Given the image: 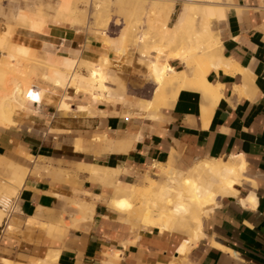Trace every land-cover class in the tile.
<instances>
[{"label": "crops", "instance_id": "obj_1", "mask_svg": "<svg viewBox=\"0 0 264 264\" xmlns=\"http://www.w3.org/2000/svg\"><path fill=\"white\" fill-rule=\"evenodd\" d=\"M172 2L171 26L187 3L201 9L214 2L212 6L224 10L223 16H208L206 22L233 65L206 74L207 82L221 86L207 121L202 119L201 94L196 89L182 88L172 106L152 107L144 115L128 102L115 103L116 87L110 77L112 88L104 99L92 101L88 93L75 89L88 99L70 98V111L35 101L31 111L16 116L18 125L0 127V153L28 168L14 198L16 211L4 231L0 228V248L18 256L42 254L40 259L52 251L49 254L55 259L50 264H264V0H183L175 18L180 0ZM222 21L219 34L215 24ZM59 25L47 23L43 32L19 27L13 34L27 44L23 46L55 64L63 60L57 53L110 54V46L101 39ZM168 62L175 67L180 61L170 58ZM77 105L89 109L79 110ZM99 135L111 142L107 148L92 146ZM79 140L82 149L75 146ZM125 141L128 144L122 145ZM230 154L243 157L251 181L244 192L253 194L255 205L221 198L203 219L204 236L195 243H182L186 236L179 231L144 226L132 231L106 204L114 182L130 187L155 163L170 160L184 167L197 159ZM93 164L107 167L106 176L94 177L86 168ZM76 205L92 208V215L82 217ZM16 230L20 232L7 233ZM114 251L121 257H113ZM0 257L25 264L6 254Z\"/></svg>", "mask_w": 264, "mask_h": 264}, {"label": "bare ground", "instance_id": "obj_2", "mask_svg": "<svg viewBox=\"0 0 264 264\" xmlns=\"http://www.w3.org/2000/svg\"><path fill=\"white\" fill-rule=\"evenodd\" d=\"M116 1H86V5L93 8L91 16L95 18L97 25L100 23L101 17L106 16L110 12L109 7H111V4L109 3H115ZM155 1L160 2L155 5L162 15V19L155 24L149 23L146 26L157 35L159 39L158 44L150 36H146L148 34L147 31V33L144 32V36H138L139 33L135 35L133 34L134 32H131V34L127 33L125 36L119 37L116 33L111 34L103 28L104 30L100 31L104 40L103 43L112 47L109 56L106 57H99L82 51L77 58L57 53L63 56V60L60 59L62 61L60 65L59 63L58 65L53 63L54 61L50 62L47 58L39 60L32 57L29 49L23 45H14L10 49L9 37L13 29L9 25L10 28H2L5 30L1 31L0 34V116L17 121L15 116L20 115L23 111L21 106L22 99L39 102L42 100H45V102L46 100L53 101L54 92L38 86L33 81V68H39L44 78L55 85L65 83L67 87L88 93L92 101L99 100L104 96L105 92L112 88L108 81L110 72L108 73L107 69L115 65L113 60L120 56L123 44L128 41L130 43L129 49L135 48L139 62H142L144 59L148 61L147 58H149L151 49H153L151 46L155 44V46H158L156 56L149 59L146 64L152 82L155 83V88L153 89L152 98L146 102L142 111L147 113L153 106L170 107L182 88H192L198 90L201 94V115L202 119L206 122L221 93V86L219 84L212 85L207 82L206 74L212 68L218 69L221 67L229 69L233 65L231 59L223 55L220 40L212 37L209 33V26L206 22L208 16H223L224 10L220 7L212 6L214 2L209 6L212 3L210 1L211 3L208 5L209 0L208 6L205 5L201 9L194 7V4L187 5V3L184 5V3L181 14L174 25L171 26L168 23V10L166 11L163 3L174 0H153V2ZM77 4L78 0H61L53 15L54 19L71 27L84 23ZM196 12L200 14L198 16L199 22H196L198 28H196L192 18ZM139 13H142V6H139ZM45 17L33 11L18 9L14 19L19 27L22 26L31 32H43L46 25ZM181 29L184 30V34ZM181 37L185 38V44L175 49L173 45ZM161 46L165 49L159 50ZM44 52L46 54L56 53L51 51ZM198 55L199 59L194 60V56ZM170 58L183 59L181 63H183L185 69L178 70L170 65L168 62ZM78 66H82L86 72L78 71ZM188 70H191V74L189 75L187 74ZM243 89L240 88V90ZM11 95L15 96V101L9 100ZM69 99L70 93L64 92L61 94L57 100V111L72 110ZM76 108L82 110L86 107L77 105ZM94 140L98 141V143L99 141L104 142V146L106 147L107 144L111 143L107 141L105 136L95 138ZM124 144L128 143H122V145ZM75 146L78 149L83 148L80 140L77 141ZM125 146L128 147V145ZM0 161L4 164L3 177H0V225L3 224L2 230L4 231L8 217L2 223L3 210L11 198L17 195L24 177L28 173V168L2 156H0ZM167 163L169 162L167 161ZM167 163L158 162L153 165L154 168L156 167L153 171L155 174L167 172L166 180L162 185L156 187V179L149 176L148 172L150 169L147 168V172L143 176V184H133L130 187H123L114 182L112 184L113 191L109 198L110 200L106 204L120 216L133 211V200L139 199L143 207V212L138 223L140 227L144 226L149 229L156 227L161 231H175L177 228H184L186 238L182 243L186 241L195 243L200 237L204 236L202 216L211 212L221 198L234 199L241 206L253 207L255 205L253 194H243L240 190L243 180L246 178V165L240 154H230L225 158L220 157L214 160L200 159L187 172L173 171ZM86 168L94 176L102 175L108 171L107 167L97 164L87 166ZM112 172L113 174H118L117 169H113ZM76 206L82 217L92 215V208L80 205ZM151 210H156L157 213L153 214ZM118 254L114 251L113 257H116ZM53 259H55V255L46 254L45 258L39 260V262L40 264H50ZM168 264L179 263L170 262Z\"/></svg>", "mask_w": 264, "mask_h": 264}, {"label": "rangeland", "instance_id": "obj_3", "mask_svg": "<svg viewBox=\"0 0 264 264\" xmlns=\"http://www.w3.org/2000/svg\"><path fill=\"white\" fill-rule=\"evenodd\" d=\"M60 1L61 0H0V34H1V31L3 32L5 30L2 28L7 29V28H10L9 26H11L13 29L11 31V36L9 37L10 49L13 48L14 45H27L23 42H19L13 34L15 29L19 28V25L17 26L16 21L14 19L15 14L17 13L18 9H25V10L33 11L35 13H39V14L46 16L45 17L46 18V24L47 23H52V24L58 23V24H60L59 26L62 27L63 29L78 30L80 32L93 35L94 37L99 39V42L101 39L103 45H105V44L103 43L104 40H103V37H102L101 32H100L103 28L111 34L116 33L119 37L125 36L127 33L131 34V32H134L133 34H135V35H138V33H139L138 36H140V35L144 36L145 35L144 32L147 31L148 34H146V36H148V37L150 36L151 39H153L156 44H158V42H159L157 35H155V33L152 32V29L147 27L149 23L155 24L162 19V15L159 13V11L157 10L156 5H155V4L160 3L158 1L153 2V0H117L115 3L110 2L109 3V4H111L110 5L111 7H109L110 12H108V14L106 16L101 17V19L99 20V22L101 24L98 23V25H97V23L95 22V18L93 16H91L93 13L92 12L93 8L88 7L86 5L87 0H78L77 6L80 10V13L82 14V17L84 19V23H81L75 27H70V25L59 22V21L54 19L53 15L55 14L56 8L58 7V4ZM182 3H183V0H180V3L176 6V10H175V13L173 15V18L176 17V14H177L180 6L182 5ZM163 5L166 7V11L168 10L167 15L169 14L168 15V19H169L171 12L173 10V7H174V2H171V3L170 2H164ZM139 6H142V13H139ZM194 14H195L194 17L192 16V18L195 22L196 17L198 16V13L196 12ZM173 20L174 19H172L171 22ZM222 24H223V21L215 24V30L217 32H219V34H220ZM6 26H8V27H6ZM181 39H182V42H181ZM181 39H179V41L177 40L175 45H173V47L175 49L178 48L179 46H182V44H185V40H184L185 38L183 39L181 37ZM183 40H184V42H183ZM155 45L151 46V48H153V49H151V53L149 54V58H147L148 61H149V59L154 58L156 56V53L158 51L157 50L158 46H155ZM108 46H110V49L112 48L111 45H108ZM129 47H130V43L128 41H126L122 46V53L120 54V56H118L116 59L113 60L115 65H113L109 69H107V72L108 73L110 72L109 73L110 82L113 83L116 87V89L112 93L115 94V96H114L115 103H121V102L127 103L128 102L129 104H132V105L136 106L137 108H139L141 110V113L146 115L147 113L142 111L140 106L145 104L149 99H151L154 84L151 80V76L149 75V70H147L148 68H146V64L148 61H146V59H144V60H142V62H139L138 61L139 59L137 57V53L135 52V48L129 49ZM173 47H172V49H174ZM28 49H29L30 55L32 57H35L39 60H44V56L42 53L35 51L34 48L33 49L28 48ZM164 49L165 48H163L162 46L159 47V50H164ZM99 54H102V52H100ZM68 55H70L71 57H78L80 55V52L76 51V52H74L72 54H68ZM47 56H49V55H47ZM193 59L194 60L199 59V55L194 56ZM177 60L182 62L183 59H177ZM144 61H145V63H143ZM180 62L175 67L184 68L183 64ZM58 63L60 65L59 61L56 62L57 65H58ZM116 65H118V66H116ZM77 70L80 72H86L82 66H78ZM32 72H33V78H34L33 81L38 86H41V87H43V88H45L51 92H54L53 101H47L46 100V102H50L51 104H54L57 106V100H58L59 96L61 94H63L64 92L70 93V98H72V100L73 99H80V98L88 99L86 96H84L82 94H76L77 93L76 90L72 87H67V85L65 83H62L59 85H55V84L51 83L46 78H44V76L41 73V70L39 68H33ZM187 74L188 75L191 74V70H188ZM164 90H166V89H164ZM106 95H109V94L107 93ZM15 99L16 98L14 95H11L9 98V100H11V101H13V100L15 101ZM100 99H104V96H102ZM22 100L23 101L21 103V106H22L23 111L21 114H24L28 111H31L33 109V105H34L35 101L24 100V99H22ZM132 100H134V101H132ZM44 102H45V100H42L39 103H44ZM69 103H70V101H69ZM70 105H71V103H70ZM153 107H154V109H159L156 106H153ZM88 109H89V106L86 107V110H88ZM16 116H18V115H16ZM16 116H15V118L17 119V121H15L14 119H9V118H5V117L0 116V127H10L12 125H18L17 124L18 118ZM96 134L97 133H95L94 135H96ZM101 136L99 135V136H96L95 138H101ZM105 138L107 139L106 136H105ZM94 139L91 141L92 146L100 147L101 149L106 147V146H104L105 145L104 142L99 141V143H98V141H95ZM0 156L4 157V158H6L12 162H15V161L7 158V157H9L7 155L4 156L2 153H0ZM203 159L214 160L215 158H203ZM199 160L200 159H197L194 162H192L190 165H187L184 167H180L179 165L171 162L170 160H168L169 163H167V161H166V163L172 168L173 171L187 172L188 170L191 169V167L194 165V163L198 162ZM15 163H17V162H15ZM3 165L4 164L0 161V177H3V173H2V172H4ZM155 169H156V167L149 170L148 174H149V176L154 177L156 179V187H158L165 182L167 172L165 171V172H159L158 174H155L153 172ZM106 174L107 173H104V174L98 175V176H94V175L93 176L99 178V177L106 176ZM245 176H246V173H245ZM243 181H244V185L241 188V191H242V193H245V192H247V189H248V188L247 189L245 188V184L246 183L250 184L251 181L249 178L247 179V177ZM132 183L143 184L144 183L143 182V173L138 177V179L135 182H132ZM0 188H1V184H0ZM244 190H246V191L244 192ZM109 195H108V198H109ZM14 198H15V196H13L11 198V200H13ZM9 204H10V202L7 204L8 206L6 205L5 209L3 210L2 223H3V221L6 220L5 219L6 214H7L6 210L9 207ZM133 204H134L133 211H130L129 213H125V214L120 215L119 219L121 221L125 222L126 225H128V226L130 225V227L132 228V229L131 228L130 229L132 231H135V230H138V228H140V225L138 223H139V220L141 218V214L143 212V207L141 206L139 199H134ZM14 211H16V208H13L12 212H14ZM151 213L156 214L157 211L151 210ZM209 214H210V212L207 213L206 215H203L202 218L204 219ZM9 219H10V216H8V219L6 221H8ZM2 225L3 224L0 225V228L2 227ZM175 231L182 232L185 235V229L184 228H177ZM19 232H20L19 230H16V231L7 232V233H11V234L16 233L17 234ZM51 252L52 251H49L47 254H49ZM1 254H6V255L10 256V259H12L13 261H19V262H22L25 264H40L39 260H41V259L39 257L42 256V254L37 255V256H18L17 254H15V252L7 251L3 248H0V255ZM0 264H13V262L3 261L0 257Z\"/></svg>", "mask_w": 264, "mask_h": 264}, {"label": "built area", "instance_id": "obj_4", "mask_svg": "<svg viewBox=\"0 0 264 264\" xmlns=\"http://www.w3.org/2000/svg\"><path fill=\"white\" fill-rule=\"evenodd\" d=\"M15 206L14 199L10 201L9 207L7 208V214L5 219L10 215V213L13 211V208Z\"/></svg>", "mask_w": 264, "mask_h": 264}]
</instances>
